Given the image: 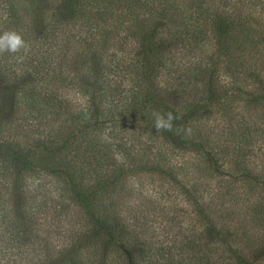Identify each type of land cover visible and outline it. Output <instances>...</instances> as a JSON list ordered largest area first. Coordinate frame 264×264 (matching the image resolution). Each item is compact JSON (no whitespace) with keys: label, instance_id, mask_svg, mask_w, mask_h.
Here are the masks:
<instances>
[{"label":"trees","instance_id":"obj_1","mask_svg":"<svg viewBox=\"0 0 264 264\" xmlns=\"http://www.w3.org/2000/svg\"><path fill=\"white\" fill-rule=\"evenodd\" d=\"M5 29L0 264H264V0H0ZM148 176L188 206L169 244Z\"/></svg>","mask_w":264,"mask_h":264},{"label":"rangeland","instance_id":"obj_2","mask_svg":"<svg viewBox=\"0 0 264 264\" xmlns=\"http://www.w3.org/2000/svg\"><path fill=\"white\" fill-rule=\"evenodd\" d=\"M55 181L56 180L53 177L43 178L41 180V189L46 190V192L50 196H57L59 198V193L57 190L58 182ZM142 181L145 182L144 185L141 184ZM159 184H161L159 180L148 176L143 180L134 181L132 187L134 188V191H136L134 195L135 197L140 196L139 194L141 193L143 194L142 197L138 198L141 199L142 207L145 210L148 211L149 208L153 206L155 207L154 210L150 209V213H146V219L143 218V221L148 220V226H144L146 228L145 231L147 232V235H150V237H152L156 244H169V242L174 239L173 236L175 234L178 235L180 233L179 231H181V224L179 222L176 223V221L172 220L171 214L174 213V211H177L179 214H185V210L188 209V206L185 200L176 198L173 194L172 196L170 195V197L163 195L162 190H160ZM163 190H165V188H163ZM132 204L134 203L132 202ZM128 214L132 215L133 212L127 210L126 215ZM68 226L69 223L67 221L62 224V227L65 228L63 230V234L65 237L66 231H68V234L69 232H71V227L67 229ZM57 240H59V236L57 237Z\"/></svg>","mask_w":264,"mask_h":264},{"label":"clouds","instance_id":"obj_3","mask_svg":"<svg viewBox=\"0 0 264 264\" xmlns=\"http://www.w3.org/2000/svg\"><path fill=\"white\" fill-rule=\"evenodd\" d=\"M31 51L30 44L24 39L23 35L14 29L0 31V56L9 54L15 56L19 62L27 59ZM154 128L159 132H173L179 135L184 131L185 135L190 134V129H179L174 127V121L180 117L172 111L166 113L154 112Z\"/></svg>","mask_w":264,"mask_h":264}]
</instances>
